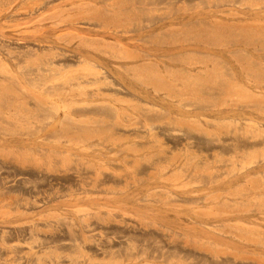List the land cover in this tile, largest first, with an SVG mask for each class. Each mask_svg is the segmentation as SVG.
<instances>
[{
    "label": "rangeland",
    "instance_id": "rangeland-1",
    "mask_svg": "<svg viewBox=\"0 0 264 264\" xmlns=\"http://www.w3.org/2000/svg\"><path fill=\"white\" fill-rule=\"evenodd\" d=\"M0 264H264V0H0Z\"/></svg>",
    "mask_w": 264,
    "mask_h": 264
}]
</instances>
